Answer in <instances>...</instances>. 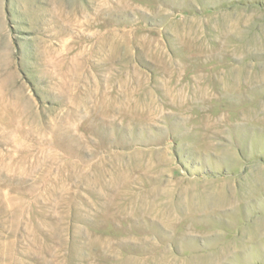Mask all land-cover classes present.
I'll return each instance as SVG.
<instances>
[{
    "label": "rangeland",
    "instance_id": "374dc122",
    "mask_svg": "<svg viewBox=\"0 0 264 264\" xmlns=\"http://www.w3.org/2000/svg\"><path fill=\"white\" fill-rule=\"evenodd\" d=\"M0 264H264V0H0Z\"/></svg>",
    "mask_w": 264,
    "mask_h": 264
}]
</instances>
